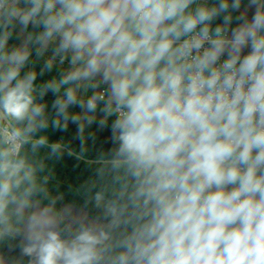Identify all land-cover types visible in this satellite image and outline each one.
I'll use <instances>...</instances> for the list:
<instances>
[{
  "label": "clouds",
  "instance_id": "1",
  "mask_svg": "<svg viewBox=\"0 0 264 264\" xmlns=\"http://www.w3.org/2000/svg\"><path fill=\"white\" fill-rule=\"evenodd\" d=\"M242 2L0 0V237L20 232L13 217L23 223L43 191V164L20 155L25 145L81 160L98 111L112 141L95 158L90 197L106 223L63 236L46 212L30 214L29 264H264V0L233 17ZM30 24L42 28L37 56L55 44L41 74L56 57L69 62L39 89L35 71L21 75L31 52L6 48ZM48 91L51 125L78 126L79 154L33 138L49 126L37 102Z\"/></svg>",
  "mask_w": 264,
  "mask_h": 264
},
{
  "label": "crops",
  "instance_id": "2",
  "mask_svg": "<svg viewBox=\"0 0 264 264\" xmlns=\"http://www.w3.org/2000/svg\"><path fill=\"white\" fill-rule=\"evenodd\" d=\"M209 2L212 3L214 0H209ZM246 6L247 0H243L241 9L239 12L233 13V17L243 12ZM253 12L254 8L248 9V19H251ZM220 23H222V18H218L213 26ZM238 23L234 19L232 27H236ZM11 31L12 35L7 42L6 48L10 51L13 48L26 47L31 52L27 64L21 70V75L29 71H35L37 73V80L35 81L37 89L54 78L59 80L62 74L69 71L68 60L61 64L59 57H56L51 71H44L41 74V69L44 68L46 61L52 58L55 47V44H50L42 56H37L36 50L40 45L34 41L35 36L42 31V28L30 24L26 30L16 26ZM247 51L248 49H245V54ZM106 87V84L100 85L95 91L100 92ZM63 91L64 88L61 89L60 95L63 94ZM92 94L93 89H88L86 92L81 89L78 92V98L86 100ZM55 98L51 91L46 92L42 100L38 98V103L46 104L45 115L49 126L37 132L33 138H39V136L43 135L48 137L49 143L62 141L66 148L74 149L79 154L78 126L69 122L67 130L61 131L54 129L51 125V121L55 116V110L52 108ZM99 107H103V102H100ZM69 112L83 115L82 110L78 106H71ZM95 116L97 123H93L90 126L86 125L85 127L84 155L81 160L68 156L66 150L62 157L57 159L55 156L50 155V150L47 147L40 148L35 153L31 151L30 145H25L21 149V156H27L28 160L36 165L43 164V170L36 173L37 186L43 191H40L32 198L30 207L23 210L25 217L23 223L16 224L15 217H13L14 226L20 228V232L0 237V264H29L30 258L22 254L21 246L26 243L25 225L27 217L32 213L46 212L54 220L55 230L61 232L63 236H67L69 230L74 231L78 223L84 225L106 223L103 219L102 209L96 208L94 203L90 201V197L99 188V185L92 187L97 168L95 158L101 152H107L112 141L109 129H101L98 126V121L103 119V115L98 111ZM114 119L115 117L109 118V126Z\"/></svg>",
  "mask_w": 264,
  "mask_h": 264
},
{
  "label": "built area",
  "instance_id": "3",
  "mask_svg": "<svg viewBox=\"0 0 264 264\" xmlns=\"http://www.w3.org/2000/svg\"><path fill=\"white\" fill-rule=\"evenodd\" d=\"M104 89H102L100 92H103Z\"/></svg>",
  "mask_w": 264,
  "mask_h": 264
}]
</instances>
